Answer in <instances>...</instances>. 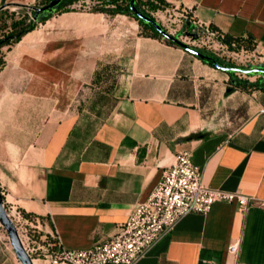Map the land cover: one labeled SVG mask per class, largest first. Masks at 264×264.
I'll list each match as a JSON object with an SVG mask.
<instances>
[{
    "label": "crops",
    "instance_id": "obj_1",
    "mask_svg": "<svg viewBox=\"0 0 264 264\" xmlns=\"http://www.w3.org/2000/svg\"><path fill=\"white\" fill-rule=\"evenodd\" d=\"M163 1L226 37H249L264 56V0ZM99 10L53 14L4 50L5 202L33 215L41 236L85 250L115 235L181 151L206 186L264 201V91L228 93L225 72L140 35L131 15ZM0 264L19 262L0 245ZM135 264H264V209L218 202L185 215Z\"/></svg>",
    "mask_w": 264,
    "mask_h": 264
},
{
    "label": "built area",
    "instance_id": "obj_2",
    "mask_svg": "<svg viewBox=\"0 0 264 264\" xmlns=\"http://www.w3.org/2000/svg\"><path fill=\"white\" fill-rule=\"evenodd\" d=\"M89 1L75 0L69 9H114L124 2L105 0L100 7L91 8ZM155 4L157 5L155 9H148L147 6H143V9L152 19L168 22L177 27L174 32L178 33L179 37L168 34L187 47L194 50L205 49L215 55L224 56L237 62L240 69L244 70L264 66V56L256 51L255 46L248 48L235 39H226V35L198 20L187 9L181 10L158 2ZM182 37L183 40H180ZM241 38L244 40L247 37ZM202 176V169L192 164L189 152L177 153L174 163L163 173L148 198L132 208L127 219L118 226L115 235L108 241L85 250L64 249L54 235L50 237L51 240L44 236L35 237L31 234V229H36L32 218L26 217L11 203L4 201L3 207L33 264H135L160 237L172 232L185 215L206 214L211 206L218 202L234 203L240 213H244L251 205L264 209V201L240 192L210 188L203 183ZM0 194L4 199V192L1 189ZM21 226L29 229L22 230ZM227 252L236 255L238 243L229 245Z\"/></svg>",
    "mask_w": 264,
    "mask_h": 264
},
{
    "label": "trees",
    "instance_id": "obj_3",
    "mask_svg": "<svg viewBox=\"0 0 264 264\" xmlns=\"http://www.w3.org/2000/svg\"><path fill=\"white\" fill-rule=\"evenodd\" d=\"M53 0H38L32 7H19L16 11H12L11 7L2 6L0 8V70L3 69L5 66V59H4V50H9L12 46L18 43L21 38L27 34L28 32L34 30L39 24L44 23L47 19H49L53 14L66 12L69 9L75 0L72 1H62L60 4L54 9L52 13L44 12L38 16L37 20H34L35 9L41 8L49 4ZM158 2L159 4L166 5L163 0H135V8L136 10L147 17L151 16L147 13L143 6H147L148 9H155L157 5L155 4ZM100 12L107 13L109 15H116V14H125L131 15L134 17L139 24L140 27V35L145 37H158L162 38L160 33L156 31L150 24L144 22L142 19L138 18L132 10L129 8V0H124L122 4L117 5L114 9H100ZM247 37V36H246ZM226 39L231 40L235 39L236 41L243 43L248 48H253L255 44L250 40L249 37L242 40L241 37L238 38H231L226 37ZM167 43L171 45H176L172 41L166 40ZM206 57L209 58L210 61H204L206 64L213 67L212 62L215 61L219 63L223 67H233L229 64L221 63L220 61L214 59L210 55L204 54ZM236 68V67H234ZM258 68H262L264 70V66H260ZM229 75V87L227 89L228 93L233 92L234 90H261L264 91V82L262 81V77L264 74L260 73H253L247 75V77H255L258 76L259 78L254 82H250L248 79H242L237 73H226ZM202 135H195L191 138H201ZM23 213V212H22ZM26 217L33 218L34 216L28 213H23Z\"/></svg>",
    "mask_w": 264,
    "mask_h": 264
},
{
    "label": "water",
    "instance_id": "obj_4",
    "mask_svg": "<svg viewBox=\"0 0 264 264\" xmlns=\"http://www.w3.org/2000/svg\"><path fill=\"white\" fill-rule=\"evenodd\" d=\"M62 1H72V0H53L49 4H47L46 6L35 9L34 20H37L38 16L41 13H44V12L52 13L54 11V9ZM134 3H135L134 0H129V7L133 11V13L138 18L142 19L144 22L150 24L156 31H158L160 33V35L164 39H166L168 41H172L177 46L181 47L184 51L194 55L195 57H198L201 60L210 61L209 58L206 57L204 54H202L200 51H197V50H194L192 48L187 47L186 45H184L180 41H178L175 37L166 33L164 31V29L155 20H153L150 17H147V16L140 14L136 10ZM212 65L215 69L220 70V71L225 72V73L235 72V73H240V74H243L246 76L253 74V73L264 74V70L262 68L244 70V69H240L237 67L236 68H234V67H223L215 61L212 62ZM0 226H2L4 228V231L6 232L8 240H9V244H10V246L13 250V253H14L16 259L18 260L19 264H33L30 257L25 252L12 222L7 217V214H6L4 207H3V197L1 196V194H0Z\"/></svg>",
    "mask_w": 264,
    "mask_h": 264
},
{
    "label": "rangeland",
    "instance_id": "obj_5",
    "mask_svg": "<svg viewBox=\"0 0 264 264\" xmlns=\"http://www.w3.org/2000/svg\"><path fill=\"white\" fill-rule=\"evenodd\" d=\"M104 3H105V0H90V1H89V6H90L91 8H94V7H100V5H103ZM11 9H12V8H11ZM153 20H155V19L153 18ZM155 21H157V23L160 24V26L164 29V31H166L167 33H170L171 35H174L175 37H179V36H178V33L174 32V31L177 29V27H175L174 25L169 24L168 22H160V21H158V20H155ZM174 36H173V37H174ZM180 40H183V37H182V39H180ZM196 50L200 51L202 54L210 55L211 57H213L214 59L220 61L221 63L229 64V65H231V66H233V67H239V65H238L237 62H233V61L227 59V58L224 57V56L215 55V54H213V52H210V51L205 50V49H196ZM239 68H240V67H239ZM238 75H239L242 79H248L249 81H255V80H257V79L259 78L258 76H255V77H247L246 75H243V74H238ZM261 79H263V81H264V77H262ZM4 201H5V200L3 199V202H4ZM4 210H5V209H4ZM21 229H22V230H25V229L27 230V229H29V228H26V227H24V226H21ZM31 230H32L31 234H32V235H35V237H36L37 235H38V236H41V235H42V234H40V233L38 232L39 230H37V228H36V229H31ZM34 230H35L37 233H39V234H37L36 232H34ZM48 239L51 240L50 237H48ZM0 245H1V247H3L4 249L7 250L8 255H11V256H14V257H15V255H14V253H13V250H12L10 244H9V240H8L7 234H6V232L4 231V228H3L2 226H0ZM17 262H18V260H17Z\"/></svg>",
    "mask_w": 264,
    "mask_h": 264
}]
</instances>
